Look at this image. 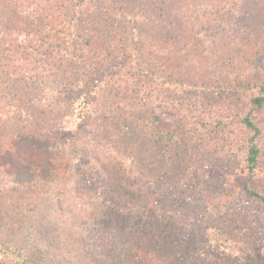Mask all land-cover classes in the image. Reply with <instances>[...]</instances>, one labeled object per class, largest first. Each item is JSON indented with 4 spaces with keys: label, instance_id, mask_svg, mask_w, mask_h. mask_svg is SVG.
I'll return each mask as SVG.
<instances>
[{
    "label": "rangeland",
    "instance_id": "obj_1",
    "mask_svg": "<svg viewBox=\"0 0 264 264\" xmlns=\"http://www.w3.org/2000/svg\"><path fill=\"white\" fill-rule=\"evenodd\" d=\"M167 1H119L118 24L129 33L116 44L130 59L113 68L115 81L108 80L105 90L93 88L91 104L81 99L83 91L69 90L76 100L66 98L65 106L64 99H50L61 79L56 68L61 66L62 81L67 76L74 86L77 75L83 78L81 68L94 73L104 53L92 62V52L78 48V24L86 30L91 23L101 25V32L108 21L105 1L0 0V39L10 46L33 39L40 50L37 37L49 32L48 42L54 45L48 59L38 55L34 62L20 59L21 49L13 47L8 54L12 63L0 54V241L12 248L0 264H264V205L249 204L244 190L248 185L264 193V104L253 109L261 135L259 164L252 171L244 161L250 133L241 124L250 109L247 100L264 81V0ZM164 9L174 22L183 23L188 36L175 48L177 63L169 68L155 57L156 34L146 31L144 19L148 11ZM58 14L65 23L46 29V20L55 21ZM46 15L53 17L45 20ZM144 32L141 40L138 35ZM55 37L65 39L67 47L57 50ZM64 59L70 60L67 66ZM24 69L40 74V106L28 105L20 91L17 103L11 99L15 90L7 74ZM25 109L35 116L38 133L15 119L26 120ZM178 122L186 129L171 134ZM209 122L218 123L215 134L208 132ZM25 133L39 139L36 150L20 137ZM171 135L173 147L163 149ZM15 136L24 145L13 141ZM192 156L200 169L192 165ZM109 163L118 172L124 169V185L140 192L147 205L119 204L104 173ZM202 188L210 194L221 188L240 204L229 209L234 220L228 229L250 246L239 245L233 254L213 249L195 212L189 205L179 209L180 201L194 205ZM155 204L173 207L166 213ZM183 224L193 232L180 238L176 232L185 229Z\"/></svg>",
    "mask_w": 264,
    "mask_h": 264
},
{
    "label": "trees",
    "instance_id": "obj_2",
    "mask_svg": "<svg viewBox=\"0 0 264 264\" xmlns=\"http://www.w3.org/2000/svg\"><path fill=\"white\" fill-rule=\"evenodd\" d=\"M100 2L105 1L104 3V12L103 14L105 15L104 19H108L107 22L103 24L102 31H99L100 26H96L95 24L91 23V25L88 26V29L86 30L84 27H82L81 24H78L80 28L78 29L77 32H79L77 44L78 48L80 47V50L83 52V48L85 47L89 51L92 52L91 60L92 62H95V59L98 58V52L104 53V59L100 62L98 61V64H94V73H92L91 70H86L84 68L82 69L83 78L78 79L77 75V80H75V86L72 85L69 80V78L64 77L65 80L67 81H62L63 80V74H65V70L61 67L58 66L56 68L58 76H60L61 79H59L53 87H55L54 91L55 92V97H50L52 99V103L58 102L60 99H64L61 101V103H64V105H68L67 99H72L70 101L76 100L74 97L75 95L72 93H68L69 90H73L77 92V90L83 91L81 94V99L84 101L86 100V103H90L91 99V92L93 88H100L102 87L104 90L108 86V80L109 81H115L113 79V75L110 73L113 71V68L119 69L122 67V65L126 62V59L129 60L130 54H126L121 46H117V42L121 43L123 39L121 35H124V32L129 33L128 28H122L120 24H118L117 17L118 15L115 14L117 13V9H119V1L121 3V0H98ZM163 1V0H162ZM167 1V0H165ZM168 4V1L166 2L165 6ZM178 4V3H177ZM161 10V8H160ZM164 9V12H158L157 14H153L151 11H148L145 15L144 19H147L146 21V31L149 32L150 30L156 34V55L155 57L159 59V62H162V66L167 65L166 67L169 68L170 65L173 63H177V57L172 56L173 52L175 51V48L183 44L187 39L188 36L186 32L181 29L183 27L182 22H174L171 19V13H167ZM170 12V11H169ZM53 16L52 15H46V19H51ZM44 19V17H43ZM71 19V18H70ZM41 21V20H40ZM69 21V20H67ZM96 20L94 19V22ZM115 21V22H114ZM117 21V23H116ZM47 24L44 25V27L52 28L55 25H61L65 23L62 19V16L58 14V18L55 21H49L46 20ZM82 27V28H81ZM45 29V28H44ZM82 29V30H81ZM39 33V32H38ZM113 33V35H112ZM127 33V34H128ZM47 35H42L40 37H37V41L39 43V49L40 50H35L34 43L36 40L33 39H28L25 41H22L21 46H10L8 45L7 42L3 41V39H0V54L2 55V58L5 61H8L9 63H12L8 59V54L11 51L10 48H16V49H21L19 53L20 59L24 56L28 61L34 62V57L39 55V59L44 56L45 59L49 58V55L47 54L50 49L54 47V45L48 40L50 39V36H48L49 32L46 33ZM139 38L145 39L146 38V32L140 33ZM144 37V38H142ZM119 38V40H118ZM55 44H56V49L59 50L62 47H67V41L63 38L58 39L54 38ZM60 41V42H59ZM28 43V45H27ZM62 44L63 46H61ZM26 49L31 50V52L26 53ZM44 50V53H43ZM104 51V52H103ZM35 52V53H34ZM152 52L148 51L146 52L147 55H151ZM154 56V55H153ZM93 58V59H92ZM58 61V59H57ZM68 59H64L63 65L67 66ZM83 62V61H82ZM167 62V63H166ZM78 63H81L79 61ZM183 63V61H182ZM181 63V64H182ZM70 65L74 66L75 70L77 66H75L74 63H69ZM30 65V63H29ZM6 67H11L9 64H6ZM82 67V66H79ZM159 68V66H158ZM63 69V70H62ZM78 69V68H77ZM80 69V68H79ZM74 70V71H75ZM62 72V73H61ZM73 72V71H72ZM77 72V70H76ZM108 72V73H107ZM89 73V74H88ZM76 74V73H72ZM79 74V73H78ZM9 80L13 82L12 87L14 88V97L11 98L12 100L14 99V103H17V98H20L18 95V92H21V97L22 99L26 100L25 102L29 104H38L39 106L42 104L44 101V95H43V88L41 84V78L40 74L36 70H30V69H24L23 71H19L18 75H9ZM55 76V74H54ZM53 81H56V79H52ZM53 90V89H52ZM79 98V97H78ZM221 99V97H219ZM223 99V98H222ZM60 105L62 106V104ZM247 103L250 107L246 115L241 120L242 126L249 130L250 136L248 137L247 144V152L245 154V163L248 167L249 170H254L258 166L259 162V147L257 146V140L259 136L261 135L260 129L256 126L255 122L253 121V109H258L261 108L262 105L264 104V81L261 82L260 86L257 88V94L253 95L247 100ZM5 107L7 106L6 103ZM91 104V103H90ZM72 105V104H71ZM7 108V107H6ZM4 109L2 106H0V110ZM24 109V108H23ZM27 112H25L26 120H22L20 116H15V119H18L20 124L26 129L30 130V132L34 133L35 131L38 133V129L36 128L38 126L37 121L35 122V116H33V113H31L29 110L25 109ZM32 122V126H30V123ZM35 123V124H34ZM199 125V124H198ZM201 125V123H200ZM204 125V124H203ZM218 123L212 124L209 122L208 123V132L215 134ZM207 126V125H205ZM214 126V127H212ZM154 126H151L153 128ZM210 127H212L210 129ZM186 129V127L183 125V123L178 122V124H175L171 128V134L174 133H181ZM207 132V130H206ZM205 132V133H206ZM153 133V132H152ZM207 135V134H206ZM151 136H153L151 134ZM22 139L23 137L26 138V144L27 147H33L35 150L37 149L36 147L40 145V143H37L39 139L32 136L31 133H25L21 134L20 136ZM172 135L168 139L167 137L163 138V140L168 141L165 143L164 147H173L174 141L172 140ZM214 137V136H213ZM15 142H19L18 144L21 145L23 144L22 140H15L17 139V136L13 137ZM216 139V137H214ZM160 138V140H162ZM32 140H34L37 144L33 145ZM206 140H208V137H206ZM217 140V139H216ZM219 140V139H218ZM24 141V140H23ZM24 142V143H25ZM171 143V144H170ZM24 145V144H23ZM206 146L204 147V149ZM48 148L44 149V152H42L45 156H49ZM168 149V148H165ZM198 151L203 149H197ZM196 150V151H197ZM193 158V163L192 165L194 167H199L200 165L198 162V158L195 156H192ZM110 168L108 169L107 167H104V173L107 175V183L108 187L110 190V193L118 200L120 201V205H126V206H139V205H147V199H144V196L140 194V192L133 191L129 187L125 186L124 184L128 182V179L126 178V174L124 169L120 170L118 172L117 169H114V163H109ZM116 165V164H115ZM121 167V166H119ZM12 169H16L15 172L18 170V163L14 162L12 163ZM20 174L19 172H16V175ZM198 184V183H197ZM129 185V183H128ZM201 192L198 193V198H195V204L191 205L190 203H187V201L182 202L180 201L178 203L179 209H184L186 210L187 205L189 209H192V211L195 212V216L197 217V220H199V224L206 226V230L208 232V236L211 240V243L213 242L214 246L213 249H216L217 251H221L222 253H234L235 251L238 253L240 246L244 248V246H250V243L245 239L243 242H239L236 238L232 236L231 231L228 229L234 220V216L232 215L231 212H229L230 207H240L236 204V202L233 199H230V197L222 192L221 188H218V191L215 192L214 194H210L207 190L204 188L200 189ZM245 192L249 196L248 198V203L253 204V203H259L261 205H264V193H260L254 189H251L248 185H245L244 187ZM204 191V192H203ZM149 201L157 203L158 199H150L148 198ZM155 206L158 208L159 211L161 212H166L169 213V210H171V207L169 206L166 208V206ZM237 210V208H236ZM241 212H237V214H240ZM171 214V213H170ZM173 215V214H172ZM177 219V217H175ZM161 224L165 225L168 224V222L164 221ZM185 226V229L180 228V232H176L177 236L182 238L183 236L188 234H192L193 228L189 227L186 224H183ZM189 230V233L187 231ZM174 231V230H173ZM175 232V231H174ZM233 237V238H232ZM240 245V246H239ZM189 247V246H187ZM12 253V248L9 244L3 243L0 241V260H2L4 257L8 258L10 257Z\"/></svg>",
    "mask_w": 264,
    "mask_h": 264
}]
</instances>
